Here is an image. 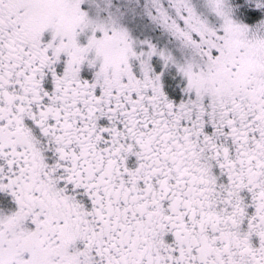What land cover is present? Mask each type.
I'll return each mask as SVG.
<instances>
[{
  "label": "snow or ice",
  "instance_id": "6c2138e0",
  "mask_svg": "<svg viewBox=\"0 0 264 264\" xmlns=\"http://www.w3.org/2000/svg\"><path fill=\"white\" fill-rule=\"evenodd\" d=\"M0 264H264V0H0Z\"/></svg>",
  "mask_w": 264,
  "mask_h": 264
}]
</instances>
